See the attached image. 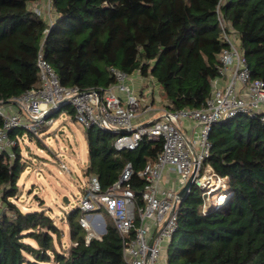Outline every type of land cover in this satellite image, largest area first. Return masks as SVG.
Wrapping results in <instances>:
<instances>
[{
	"label": "trees",
	"instance_id": "16d2710c",
	"mask_svg": "<svg viewBox=\"0 0 264 264\" xmlns=\"http://www.w3.org/2000/svg\"><path fill=\"white\" fill-rule=\"evenodd\" d=\"M51 1L53 23L31 6L42 0H0L1 101L41 85L42 45L62 84L107 88L115 82L111 68L139 71L160 84L170 111L202 107L221 75L220 57L229 44L217 19L220 0ZM222 10L252 78L264 80V0H228ZM69 113L73 117V109ZM17 135L22 131L12 132ZM87 137L86 176H97L107 189L132 162L129 182L144 206L140 172L157 159L163 141L145 138L137 148L118 152L108 131L91 127ZM209 139L208 161L226 177L228 199L204 213L205 196L193 185L178 206L167 264H264V122L239 115L216 124ZM24 169L17 142L12 155H0V264H128L106 211V232L88 241L80 224L83 211L74 208L67 217L72 243L60 250L63 230L47 210L25 211L15 202Z\"/></svg>",
	"mask_w": 264,
	"mask_h": 264
},
{
	"label": "built area",
	"instance_id": "2783aa9c",
	"mask_svg": "<svg viewBox=\"0 0 264 264\" xmlns=\"http://www.w3.org/2000/svg\"><path fill=\"white\" fill-rule=\"evenodd\" d=\"M227 2L220 0L216 12L223 39L229 46L220 57L221 75L214 79L212 92L200 108L178 111L165 108L159 118L139 123L141 97L130 84L132 74L111 68L115 82L107 88L66 86L46 59L43 45L37 60L41 85L6 102L0 100V115L3 118L0 155H12L20 141L21 135L15 138L12 132L21 130L40 138L41 127L54 124L57 121L54 114L64 108L68 111L73 109V118L87 129L97 127L114 135V147L118 152L137 148L145 138L163 141L157 159L148 162L140 172L145 180L141 193L144 206H138L135 191L129 182L133 174L132 162H127L119 179L107 189H103L95 175L88 177L83 189L79 204L83 211L80 224L87 231V240L98 237L96 228L102 227L103 212H108L123 239V256L128 264H160L164 247L179 228V190L161 185L166 168H174L178 172L181 187L195 174L193 183L200 187L204 196H209L227 187L226 177L220 176L208 161L211 156L209 136L213 127L239 115L258 117L264 122V80L252 78L244 52L237 44L236 30L222 10ZM51 9L53 11L52 1L49 0ZM36 11L43 12L40 8ZM46 14L53 23L52 15L48 17L49 13ZM185 119L193 122L194 136L185 132L181 124ZM61 167L70 173L65 162H61ZM228 195L226 191L220 195L219 199L226 197L223 202L213 203L205 199L203 212L206 213L212 206H222Z\"/></svg>",
	"mask_w": 264,
	"mask_h": 264
},
{
	"label": "rangeland",
	"instance_id": "374dc122",
	"mask_svg": "<svg viewBox=\"0 0 264 264\" xmlns=\"http://www.w3.org/2000/svg\"><path fill=\"white\" fill-rule=\"evenodd\" d=\"M31 6L55 18L52 9L49 10V0ZM54 117L57 120L54 124L41 127L40 138L27 133L19 138L25 169L19 179L20 191L15 202L25 211L46 209L63 230L58 248L67 251L72 243L67 217L81 203L83 189L88 183L85 170L89 161V142L87 128L77 122L66 108ZM61 162L68 165L70 173L63 170ZM224 189L216 190L205 199L213 203L223 202L219 198L225 193ZM37 196L45 203L39 205ZM66 196L69 203L65 200ZM105 226L106 222L97 228V236L104 233ZM26 240L33 242L30 238ZM163 253L160 259L164 257Z\"/></svg>",
	"mask_w": 264,
	"mask_h": 264
},
{
	"label": "crops",
	"instance_id": "0c3cea01",
	"mask_svg": "<svg viewBox=\"0 0 264 264\" xmlns=\"http://www.w3.org/2000/svg\"><path fill=\"white\" fill-rule=\"evenodd\" d=\"M130 84L135 90V92H137L141 97V104H140L137 121L139 123H147L153 119L159 118L163 114L165 107L167 105V102L161 96L160 84L151 76L149 77L142 76L139 73V71L132 73ZM181 124L185 132L189 136H192L194 134L193 133L194 124L191 120L189 119L182 120ZM22 134L24 135L25 132H22ZM161 185L163 187H171V188L180 190L182 187H181V183L179 182L178 172L174 168H170V167L166 168V170L164 171L163 177H162ZM37 197L40 202L39 205H42L43 203H45L42 198H40L39 196ZM91 218L93 219L94 217L91 216ZM101 221L103 223L106 222L104 214H103ZM151 230L153 231V227L151 228ZM96 231H97V228H96ZM167 247H168V244L164 247L162 251V253L164 252L163 253L164 257L161 258L160 264H167V252H168Z\"/></svg>",
	"mask_w": 264,
	"mask_h": 264
},
{
	"label": "water",
	"instance_id": "95a60500",
	"mask_svg": "<svg viewBox=\"0 0 264 264\" xmlns=\"http://www.w3.org/2000/svg\"><path fill=\"white\" fill-rule=\"evenodd\" d=\"M194 175L192 174L191 177L186 181V183L182 186V188L178 191V196H179V200L180 202L189 194V192L191 191L194 183ZM66 202H70L69 198L66 196L65 197ZM175 209V207H174ZM106 232V228L104 229V233Z\"/></svg>",
	"mask_w": 264,
	"mask_h": 264
},
{
	"label": "bare ground",
	"instance_id": "6f19581e",
	"mask_svg": "<svg viewBox=\"0 0 264 264\" xmlns=\"http://www.w3.org/2000/svg\"><path fill=\"white\" fill-rule=\"evenodd\" d=\"M224 199V197H222L221 201Z\"/></svg>",
	"mask_w": 264,
	"mask_h": 264
}]
</instances>
